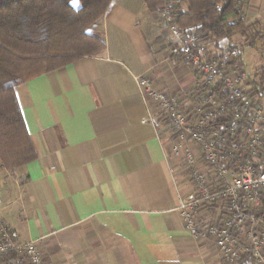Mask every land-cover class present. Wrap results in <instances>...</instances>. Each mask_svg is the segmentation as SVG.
<instances>
[{"label":"crops","instance_id":"crops-1","mask_svg":"<svg viewBox=\"0 0 264 264\" xmlns=\"http://www.w3.org/2000/svg\"><path fill=\"white\" fill-rule=\"evenodd\" d=\"M149 1L113 0L89 30L103 54L16 89L37 159L18 178L4 177L0 212L22 242L40 241L46 264H222L211 244L185 232L178 163L161 127L143 124L149 112L135 76L189 102L198 83L171 57L173 42ZM179 8L186 13L188 1ZM249 15L264 30V0H252ZM239 40L230 52L208 40L202 49L236 58L247 90L264 102V56L256 52L259 63L247 70L245 56L254 58Z\"/></svg>","mask_w":264,"mask_h":264},{"label":"built area","instance_id":"built-area-1","mask_svg":"<svg viewBox=\"0 0 264 264\" xmlns=\"http://www.w3.org/2000/svg\"><path fill=\"white\" fill-rule=\"evenodd\" d=\"M160 1V25L173 42L171 57L198 78L189 102L156 89L146 77H134L149 112L143 124L161 127L168 157L179 166L176 211L188 236L211 244L222 264H242L249 257L264 264V102L247 90L240 64L206 53L205 36L177 25L183 0ZM251 2L238 0L246 25ZM256 33L245 46L264 56V35ZM10 175L18 178L0 158V205L3 179ZM0 264H46L40 241L22 242L1 212Z\"/></svg>","mask_w":264,"mask_h":264},{"label":"trees","instance_id":"trees-1","mask_svg":"<svg viewBox=\"0 0 264 264\" xmlns=\"http://www.w3.org/2000/svg\"><path fill=\"white\" fill-rule=\"evenodd\" d=\"M112 1L0 0V158L7 171L37 159L16 89L85 57L103 54L105 43L89 30L106 15ZM187 1L189 10L178 16L177 25L195 29L221 50L222 44L229 45V52L236 50V39L252 41L256 31L264 35L258 24L241 22L238 0ZM149 2L156 3L152 11L162 7L160 0ZM242 264L254 260L249 257Z\"/></svg>","mask_w":264,"mask_h":264},{"label":"rangeland","instance_id":"rangeland-1","mask_svg":"<svg viewBox=\"0 0 264 264\" xmlns=\"http://www.w3.org/2000/svg\"><path fill=\"white\" fill-rule=\"evenodd\" d=\"M73 6L75 7V8H79L80 7V4L77 2V1H74L73 2ZM239 42H240V44L242 45L243 44V39H240L239 40ZM244 47V46H243ZM247 52H250V54H252L253 55V60H250L251 58H249L248 56H245V63H246V68H247V70H250L252 67H254L255 65H258L257 63H259L258 62V57H259V55L258 54H256V52H258V51H256V50H254V49H250V48H248V49H245ZM249 65V66H248Z\"/></svg>","mask_w":264,"mask_h":264}]
</instances>
